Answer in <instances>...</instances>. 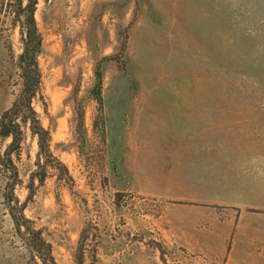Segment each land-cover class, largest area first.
I'll list each match as a JSON object with an SVG mask.
<instances>
[{
    "label": "rangeland",
    "instance_id": "1",
    "mask_svg": "<svg viewBox=\"0 0 264 264\" xmlns=\"http://www.w3.org/2000/svg\"><path fill=\"white\" fill-rule=\"evenodd\" d=\"M12 1L0 0V115L22 85ZM36 20L48 114L36 109L57 161L30 198L39 168L29 134L14 192L56 261L255 264L246 254L250 219L264 214V0H38ZM9 143L0 140V264H42L9 213ZM206 155L225 156L221 180L236 201L204 189Z\"/></svg>",
    "mask_w": 264,
    "mask_h": 264
},
{
    "label": "trees",
    "instance_id": "2",
    "mask_svg": "<svg viewBox=\"0 0 264 264\" xmlns=\"http://www.w3.org/2000/svg\"><path fill=\"white\" fill-rule=\"evenodd\" d=\"M37 4L38 0H13L10 3L13 24L20 29L21 34L23 51L18 58V68L22 85L15 101L0 115V140H10L3 154L2 164L10 174L11 181L7 184L8 206L18 234L42 264H59L54 257L52 244L44 237L43 231L36 228L34 222L25 215L26 203L21 204L14 192L20 183L16 162L21 160L22 145L29 134L37 141L39 168L28 187L30 198L35 194V181L38 180L42 186L47 177V167H52V162L57 161L51 149V131L43 125L36 109L40 105L48 112L40 66L43 36L36 20ZM96 79L97 84L92 92L101 102L103 75L100 69L96 72ZM58 163L61 164L59 161Z\"/></svg>",
    "mask_w": 264,
    "mask_h": 264
},
{
    "label": "crops",
    "instance_id": "3",
    "mask_svg": "<svg viewBox=\"0 0 264 264\" xmlns=\"http://www.w3.org/2000/svg\"><path fill=\"white\" fill-rule=\"evenodd\" d=\"M251 160L249 157H245L242 161ZM254 160V159H253ZM225 156H216L211 157L209 155L202 156V168H201V178L202 185L204 189L216 197H212L211 199L218 202L223 201H236L235 197H231L236 194L235 188L228 187L226 183L222 182V178L225 176ZM213 180L216 182L214 183ZM211 184H217L218 189L214 191L211 189ZM226 186V187H225ZM214 188V187H213ZM258 187L255 185L253 187H246V197L242 198L244 201H252L251 194L253 196L258 194ZM264 191V189H262ZM248 195V196H247ZM254 200V197H253ZM256 209V208H254ZM264 214L253 215L250 219V229H249V251L246 254L250 259L255 260V264H264ZM260 261V262H259Z\"/></svg>",
    "mask_w": 264,
    "mask_h": 264
}]
</instances>
